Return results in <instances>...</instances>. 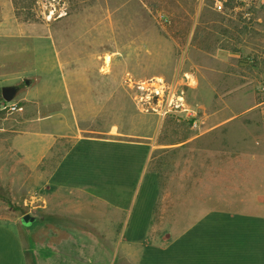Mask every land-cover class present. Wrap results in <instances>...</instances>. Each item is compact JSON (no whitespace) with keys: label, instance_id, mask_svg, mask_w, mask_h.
Wrapping results in <instances>:
<instances>
[{"label":"rangeland","instance_id":"rangeland-1","mask_svg":"<svg viewBox=\"0 0 264 264\" xmlns=\"http://www.w3.org/2000/svg\"><path fill=\"white\" fill-rule=\"evenodd\" d=\"M216 2L0 0V239L11 238L8 229L16 232L34 221L30 217L27 224L22 217L35 215L41 187L27 183L35 174L23 168L11 147L13 133L26 126L32 151L52 134L68 136L40 168L43 181L65 156L53 182L96 184L90 191L96 196L105 188L102 182L112 196L121 195L117 182L131 184L139 194L138 209L145 210L151 196L144 145L149 142L159 146L153 157L160 178L177 176L171 163L180 158L181 171L196 178L202 157L219 169V194L226 191L221 176L229 151L249 150L264 139L258 137L264 132V3L228 0L227 10L218 12ZM105 56H111L108 65ZM5 86L19 87L11 102L23 111L1 110ZM76 135H132L141 144L120 142L123 138L76 142ZM169 145L185 150L163 148ZM198 147L205 154L198 155ZM200 172L202 178L209 173ZM229 208L244 205L235 201ZM43 232H34L33 239ZM6 250L0 264H19Z\"/></svg>","mask_w":264,"mask_h":264},{"label":"crops","instance_id":"crops-1","mask_svg":"<svg viewBox=\"0 0 264 264\" xmlns=\"http://www.w3.org/2000/svg\"><path fill=\"white\" fill-rule=\"evenodd\" d=\"M27 129L13 133L11 147L23 168L35 174L27 183L41 187L34 196L35 215L26 214L35 219L30 227L20 225L16 232L8 229L11 238L0 239V252L10 246L6 251L13 253L19 264H264V139L258 145L251 144L249 150L237 147L229 151L230 163L221 176L227 181L222 194L217 166L198 158L194 167L198 176L196 173V178L188 179L186 168L181 171L180 158L171 163L177 166L178 175L160 178L153 157L159 146L144 143L149 151L146 189L151 196L145 200L146 209L140 211L139 194L131 184L117 182L121 195L112 196L107 193L108 184L102 182L99 185L105 188L98 189L103 192L96 196L90 192L96 184L53 182L65 156L43 181L40 168L68 136L52 134L51 140L43 139L32 151L30 139L25 137ZM133 137L120 141L122 138L76 135L72 140L125 141L140 146ZM258 137L264 138V132ZM163 148L180 153L185 150L183 146ZM205 151L198 147V155ZM163 163L167 165L165 159ZM234 163L238 167L233 168ZM200 170L209 173L202 178ZM125 193L131 196L125 199ZM212 200L229 207L238 201L244 208L208 205ZM14 222L19 224L16 219ZM41 230L45 234L33 239L32 234ZM59 235L63 236L57 238Z\"/></svg>","mask_w":264,"mask_h":264},{"label":"built area","instance_id":"built-area-1","mask_svg":"<svg viewBox=\"0 0 264 264\" xmlns=\"http://www.w3.org/2000/svg\"><path fill=\"white\" fill-rule=\"evenodd\" d=\"M228 0H217L216 4H215V9L218 12H225L226 9V2ZM238 3L242 4V3H246L248 0H236ZM262 3H264V0H260ZM234 9H238V8H234ZM1 110H7L11 113H15V112H21L24 110V107L19 105L18 103H14V102H3L2 106H1Z\"/></svg>","mask_w":264,"mask_h":264},{"label":"water","instance_id":"water-1","mask_svg":"<svg viewBox=\"0 0 264 264\" xmlns=\"http://www.w3.org/2000/svg\"><path fill=\"white\" fill-rule=\"evenodd\" d=\"M25 83L27 86H30L32 83V80L30 78H25ZM19 91L18 86H5L2 88V97L5 102H11L16 97L17 93ZM30 217L34 220L35 218L31 215H25L22 220H24L27 224L30 220Z\"/></svg>","mask_w":264,"mask_h":264},{"label":"bare ground","instance_id":"bare-ground-1","mask_svg":"<svg viewBox=\"0 0 264 264\" xmlns=\"http://www.w3.org/2000/svg\"><path fill=\"white\" fill-rule=\"evenodd\" d=\"M104 61H105V63L108 65V64L111 62V56H105V57H104ZM104 71H106V73H107V72H108V71H107V68L104 69Z\"/></svg>","mask_w":264,"mask_h":264}]
</instances>
